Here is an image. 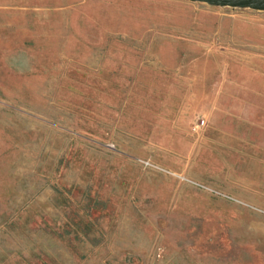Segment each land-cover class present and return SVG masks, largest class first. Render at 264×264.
Returning <instances> with one entry per match:
<instances>
[{
	"label": "rangeland",
	"instance_id": "374dc122",
	"mask_svg": "<svg viewBox=\"0 0 264 264\" xmlns=\"http://www.w3.org/2000/svg\"><path fill=\"white\" fill-rule=\"evenodd\" d=\"M0 7V264H264V11Z\"/></svg>",
	"mask_w": 264,
	"mask_h": 264
},
{
	"label": "water",
	"instance_id": "95a60500",
	"mask_svg": "<svg viewBox=\"0 0 264 264\" xmlns=\"http://www.w3.org/2000/svg\"><path fill=\"white\" fill-rule=\"evenodd\" d=\"M217 6L248 7L255 10L264 11V0H194Z\"/></svg>",
	"mask_w": 264,
	"mask_h": 264
},
{
	"label": "crops",
	"instance_id": "0c3cea01",
	"mask_svg": "<svg viewBox=\"0 0 264 264\" xmlns=\"http://www.w3.org/2000/svg\"><path fill=\"white\" fill-rule=\"evenodd\" d=\"M0 51H1V20H0ZM0 65H1V56H0ZM0 84H1V77H0ZM0 88H1V85H0Z\"/></svg>",
	"mask_w": 264,
	"mask_h": 264
},
{
	"label": "built area",
	"instance_id": "2783aa9c",
	"mask_svg": "<svg viewBox=\"0 0 264 264\" xmlns=\"http://www.w3.org/2000/svg\"><path fill=\"white\" fill-rule=\"evenodd\" d=\"M204 124H205V120H202L200 124H198L197 126H195V128H199L200 126H203Z\"/></svg>",
	"mask_w": 264,
	"mask_h": 264
}]
</instances>
